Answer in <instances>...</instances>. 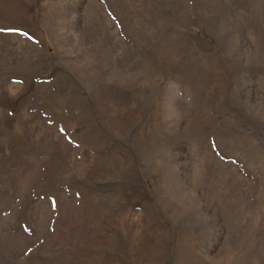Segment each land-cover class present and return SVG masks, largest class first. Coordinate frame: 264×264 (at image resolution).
Instances as JSON below:
<instances>
[{"label":"rangeland","instance_id":"obj_1","mask_svg":"<svg viewBox=\"0 0 264 264\" xmlns=\"http://www.w3.org/2000/svg\"><path fill=\"white\" fill-rule=\"evenodd\" d=\"M0 264H264V0H0Z\"/></svg>","mask_w":264,"mask_h":264}]
</instances>
